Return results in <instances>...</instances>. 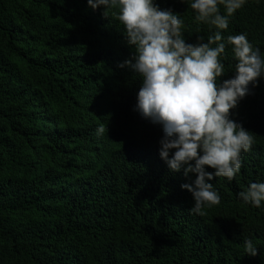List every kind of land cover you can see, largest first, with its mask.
Masks as SVG:
<instances>
[{
	"label": "trees",
	"instance_id": "1",
	"mask_svg": "<svg viewBox=\"0 0 264 264\" xmlns=\"http://www.w3.org/2000/svg\"><path fill=\"white\" fill-rule=\"evenodd\" d=\"M155 2L180 15L187 43L216 31L184 0ZM104 11L87 0H0V264H264V203L238 197L264 181V78L230 110L254 138L240 172L210 181L220 203L192 214L181 184L196 174L168 168L161 126L133 110L142 78L119 65L134 49L116 10ZM221 31L246 33L264 56V0H247ZM220 59L222 82L231 46Z\"/></svg>",
	"mask_w": 264,
	"mask_h": 264
},
{
	"label": "clouds",
	"instance_id": "2",
	"mask_svg": "<svg viewBox=\"0 0 264 264\" xmlns=\"http://www.w3.org/2000/svg\"><path fill=\"white\" fill-rule=\"evenodd\" d=\"M196 13L195 20L215 26L204 42L187 43L184 21L172 9H161L155 0H87L93 10L115 9L128 46L134 54L121 63L142 78L133 110L142 118L160 125L159 155L172 172L183 170L185 177L196 174L191 183L181 184L191 193L192 214L203 215L205 207L220 203L221 197L210 182L216 177L232 180L241 170L242 153L254 143L251 131L231 119L230 110L264 78V56L246 33L228 35L229 18L247 0H184ZM223 5L226 14H221ZM213 45H215L213 47ZM231 46L235 61L231 78L225 75L220 57ZM107 130L101 124L98 135ZM208 168L214 171H207ZM245 204L260 208L264 203V181L250 182L238 193ZM244 253L258 254L252 239H245Z\"/></svg>",
	"mask_w": 264,
	"mask_h": 264
}]
</instances>
